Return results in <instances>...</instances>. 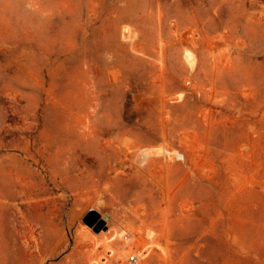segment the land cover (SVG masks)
I'll return each mask as SVG.
<instances>
[{"label": "rangeland", "instance_id": "1", "mask_svg": "<svg viewBox=\"0 0 264 264\" xmlns=\"http://www.w3.org/2000/svg\"><path fill=\"white\" fill-rule=\"evenodd\" d=\"M127 225L264 264V0H0V264H123Z\"/></svg>", "mask_w": 264, "mask_h": 264}, {"label": "bare ground", "instance_id": "2", "mask_svg": "<svg viewBox=\"0 0 264 264\" xmlns=\"http://www.w3.org/2000/svg\"><path fill=\"white\" fill-rule=\"evenodd\" d=\"M191 56H192L191 54L187 55L186 58L188 59V61H190ZM141 154H142L143 157L150 155L151 157L149 159L152 160V161H154L155 159H158V160L160 159L161 160V158H164V160H166V161L167 160H172V158H173L172 155L173 154L175 155V153H172L171 151H169V150H167L165 148H157V149L154 148L153 150H150V151H148V150L144 151ZM107 215L108 214L106 213L104 216L109 218V215L108 216ZM115 219H116V216H114V215L110 216V220L112 222H114ZM74 221H75V219H74ZM75 227H76V225H75ZM138 237H139V233L134 228L132 229L131 227H129L127 225V226H124V229L121 227L119 230L118 229H114V230H111V231L107 232L106 234H103L101 239L106 244V248L109 249V251L114 255V258H117L118 260H123L125 257H127L126 263L123 262V264H127V261L130 259L131 256H136L137 259H139L141 257V250L138 248V246L140 244L143 245V243H138L139 239H140V238L138 239ZM116 239L122 241L123 245L119 249L113 250V249H111V246H113L112 245L113 241L116 240ZM140 242H142L141 239H140ZM71 250H73V249H71ZM114 260H116V259H114Z\"/></svg>", "mask_w": 264, "mask_h": 264}, {"label": "built area", "instance_id": "3", "mask_svg": "<svg viewBox=\"0 0 264 264\" xmlns=\"http://www.w3.org/2000/svg\"><path fill=\"white\" fill-rule=\"evenodd\" d=\"M138 259L136 256H131L130 259L127 261V264H136Z\"/></svg>", "mask_w": 264, "mask_h": 264}]
</instances>
